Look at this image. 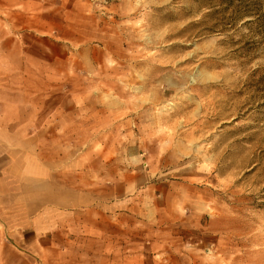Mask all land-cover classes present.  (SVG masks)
I'll list each match as a JSON object with an SVG mask.
<instances>
[{"label": "rangeland", "instance_id": "1", "mask_svg": "<svg viewBox=\"0 0 264 264\" xmlns=\"http://www.w3.org/2000/svg\"><path fill=\"white\" fill-rule=\"evenodd\" d=\"M250 4L0 0V124L44 149L48 111L82 101L101 134L70 142L124 148L162 190L197 185L206 195L182 226L197 252L211 239L217 264H264V18ZM113 118L126 130L108 133Z\"/></svg>", "mask_w": 264, "mask_h": 264}, {"label": "crops", "instance_id": "2", "mask_svg": "<svg viewBox=\"0 0 264 264\" xmlns=\"http://www.w3.org/2000/svg\"><path fill=\"white\" fill-rule=\"evenodd\" d=\"M76 101L70 108L49 110L45 125L35 128L36 134H48L44 149L8 137L29 133L20 126L0 124V264L225 261V255L219 261L208 254L214 247L211 239L203 241V253H198L197 243L182 230L184 224L186 229L194 225L191 212L205 191L188 181H175V191L162 190L161 181L146 178L141 170L132 174L124 148L92 144L83 149L70 142V135L101 134L99 113ZM113 121L106 122L108 133L128 127L125 121ZM184 210L188 212L177 223H165Z\"/></svg>", "mask_w": 264, "mask_h": 264}, {"label": "trees", "instance_id": "3", "mask_svg": "<svg viewBox=\"0 0 264 264\" xmlns=\"http://www.w3.org/2000/svg\"><path fill=\"white\" fill-rule=\"evenodd\" d=\"M242 2V5L248 3L249 0H240ZM251 4L246 5L243 8L245 13H249V11L255 9L256 11V17L258 20H261V18H264V11L261 9L264 7V0H250Z\"/></svg>", "mask_w": 264, "mask_h": 264}]
</instances>
